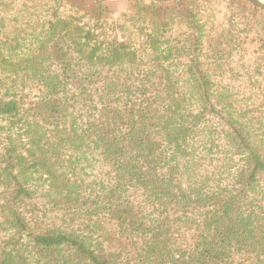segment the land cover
<instances>
[{
    "label": "trees",
    "instance_id": "obj_1",
    "mask_svg": "<svg viewBox=\"0 0 264 264\" xmlns=\"http://www.w3.org/2000/svg\"><path fill=\"white\" fill-rule=\"evenodd\" d=\"M121 3L0 0V264H264V12Z\"/></svg>",
    "mask_w": 264,
    "mask_h": 264
},
{
    "label": "rangeland",
    "instance_id": "obj_2",
    "mask_svg": "<svg viewBox=\"0 0 264 264\" xmlns=\"http://www.w3.org/2000/svg\"><path fill=\"white\" fill-rule=\"evenodd\" d=\"M260 1L264 3V0H260ZM107 3H110V5H112L111 9L116 13V15L119 13V11H121L124 8V4L121 3V0H112ZM252 16L254 18L261 17L259 15L257 16L256 14H252ZM243 35H245V33L244 31H241L240 36H243ZM24 43L25 42H23V44ZM25 46L26 47L23 46L24 49L22 50V52L26 54L27 56L32 53H36V50L32 46L29 45L28 41H26ZM27 58H32V57H21V60L27 61ZM36 61L37 62L35 63L37 64H43L45 66L49 65V61L46 58H37ZM258 62H259V66H261V68L259 67V70L261 69L262 70L261 72L264 74V59H261ZM255 71L254 70L252 71V76L255 78H259V73ZM242 74H243V71L240 72L237 68L232 69L230 66L222 65L215 73V80L219 87L216 90H214V93L219 94V95L222 94V95L236 96V97H242V98L248 97L249 92L246 89V84H245L246 78ZM226 86L228 89H224V87ZM85 166H86L85 172L90 173V174H81V175L85 178V180L88 178L92 180V176L95 175L91 171L92 167L89 168L87 164Z\"/></svg>",
    "mask_w": 264,
    "mask_h": 264
},
{
    "label": "water",
    "instance_id": "obj_3",
    "mask_svg": "<svg viewBox=\"0 0 264 264\" xmlns=\"http://www.w3.org/2000/svg\"><path fill=\"white\" fill-rule=\"evenodd\" d=\"M92 1H94L95 3L103 4V3H107L112 0H92ZM142 1L153 2L157 4H167V3H171L175 1H182V0H142ZM244 1L248 2L254 8L264 11V3L261 2L260 0H244Z\"/></svg>",
    "mask_w": 264,
    "mask_h": 264
}]
</instances>
